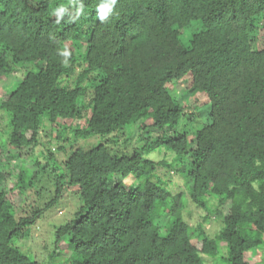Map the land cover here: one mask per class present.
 Here are the masks:
<instances>
[{
    "label": "trees",
    "instance_id": "1",
    "mask_svg": "<svg viewBox=\"0 0 264 264\" xmlns=\"http://www.w3.org/2000/svg\"><path fill=\"white\" fill-rule=\"evenodd\" d=\"M2 83L0 264H264V0H0Z\"/></svg>",
    "mask_w": 264,
    "mask_h": 264
},
{
    "label": "rangeland",
    "instance_id": "2",
    "mask_svg": "<svg viewBox=\"0 0 264 264\" xmlns=\"http://www.w3.org/2000/svg\"><path fill=\"white\" fill-rule=\"evenodd\" d=\"M70 44V43H69ZM73 44V43H72ZM71 44V45H72ZM70 46V45H69ZM73 46H75L73 44ZM83 49L80 48V52H82ZM187 83L185 81L181 82L178 85H170L169 88L172 91L173 96L174 95H178V94H183L186 101L191 105L190 108H188L187 112H191L194 111L195 112V117L198 118L196 119V129L199 128L203 122V116L205 114V112L208 111L209 107H208V102L209 100L207 98H205V96H203L200 93H191L189 92V90L187 89ZM10 88V83H2L0 85V98L2 96H5L8 92V89ZM85 101L86 100H82ZM49 124V123H48ZM123 139V137H121ZM43 141L47 142L48 141V137L42 138ZM122 144V140L120 142ZM54 146H56V144H54ZM152 157H155V159H159L161 158L160 153L157 154H151ZM5 157V155H2L1 158L3 159ZM8 170H10V167L8 168ZM162 177L165 178H170L174 183H177L180 187H176L175 184L172 185L173 190H179V191H183L187 188V184L184 180V178L182 176H180V174L174 170H166L164 171L163 169L160 171ZM75 188H71L68 193L61 198V200L56 204L54 210L51 212V214L49 215L50 217H48V221H51L52 223H58L61 220H65L68 218L73 217V215L75 214V212L77 211L78 207H79V203L78 200L73 192ZM28 196V195H27ZM31 196V195H29ZM190 211L192 212V216L190 217V220H197V219H202V216L204 215V212L202 210H195L190 208ZM40 225V224H39ZM206 226L209 228H211V233H216V231L220 228L219 223L212 221L206 224ZM41 230L39 227L36 228V231L34 232V237L31 239L30 243L28 242V245L30 244L31 246H33L32 251L36 252L38 255L45 257V251L44 248L42 247L43 243L46 242L47 240V236L45 237V233H40ZM65 246V245H64ZM251 256H252V262L253 263H260V262H264V246L263 247H259L255 250H253L251 252ZM208 262L210 264H212V261L210 259H208ZM216 264H225L224 261L222 260V262L219 260H216Z\"/></svg>",
    "mask_w": 264,
    "mask_h": 264
},
{
    "label": "clouds",
    "instance_id": "3",
    "mask_svg": "<svg viewBox=\"0 0 264 264\" xmlns=\"http://www.w3.org/2000/svg\"><path fill=\"white\" fill-rule=\"evenodd\" d=\"M115 2H116V0H112L113 4ZM109 11H110V6L109 5L100 6V8H99V18L103 21L107 17Z\"/></svg>",
    "mask_w": 264,
    "mask_h": 264
}]
</instances>
